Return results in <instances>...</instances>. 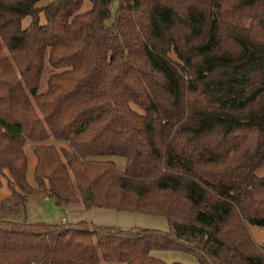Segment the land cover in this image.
<instances>
[{"label": "trees", "instance_id": "trees-1", "mask_svg": "<svg viewBox=\"0 0 264 264\" xmlns=\"http://www.w3.org/2000/svg\"><path fill=\"white\" fill-rule=\"evenodd\" d=\"M42 1L0 0V264H264V0ZM43 193L172 229L23 220Z\"/></svg>", "mask_w": 264, "mask_h": 264}, {"label": "rangeland", "instance_id": "rangeland-1", "mask_svg": "<svg viewBox=\"0 0 264 264\" xmlns=\"http://www.w3.org/2000/svg\"><path fill=\"white\" fill-rule=\"evenodd\" d=\"M53 0H44L39 3V7L45 6L51 3ZM118 0H114L112 8L115 11ZM91 7L90 2H86L83 9L88 10ZM42 23L45 22V17L41 18ZM31 22V18L28 17L23 21V26L26 27ZM35 144L28 142L26 144L25 152L29 156V175L28 180L30 183L35 185L33 181V173L36 165V156L33 152ZM60 146V145H59ZM101 161L110 160L116 164L118 170L125 171L126 160L123 157L116 156H104L100 158ZM260 174H264L261 171ZM9 192L7 187L1 191V198L8 196ZM48 194L43 193L42 195H31L28 196L27 206L23 213L25 217L23 220L31 224H54L58 225L61 222H68L69 224L85 223L88 227H113L118 229H133V228H144L150 230H159L163 232H169L172 229L170 221L166 217L161 216H150L141 212H130V211H117L114 209H103L95 207H86L83 204H74L71 206H65L62 202L55 199H48ZM251 232L257 243L261 246L264 245V228L260 229L256 226H251ZM152 256L158 257L166 263L179 262L182 264H199L198 259L195 255L188 252L180 251H161L155 250L152 252Z\"/></svg>", "mask_w": 264, "mask_h": 264}, {"label": "water", "instance_id": "water-1", "mask_svg": "<svg viewBox=\"0 0 264 264\" xmlns=\"http://www.w3.org/2000/svg\"><path fill=\"white\" fill-rule=\"evenodd\" d=\"M86 197H87V200H90V199L92 198L91 191H88V192H87Z\"/></svg>", "mask_w": 264, "mask_h": 264}, {"label": "crops", "instance_id": "crops-1", "mask_svg": "<svg viewBox=\"0 0 264 264\" xmlns=\"http://www.w3.org/2000/svg\"><path fill=\"white\" fill-rule=\"evenodd\" d=\"M48 198V197H47ZM48 199H50V198H48Z\"/></svg>", "mask_w": 264, "mask_h": 264}]
</instances>
